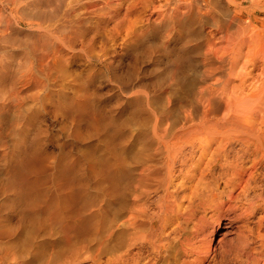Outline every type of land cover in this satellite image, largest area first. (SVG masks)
Returning <instances> with one entry per match:
<instances>
[{
  "label": "bare ground",
  "instance_id": "6f19581e",
  "mask_svg": "<svg viewBox=\"0 0 264 264\" xmlns=\"http://www.w3.org/2000/svg\"><path fill=\"white\" fill-rule=\"evenodd\" d=\"M85 259L264 264V0H0V264Z\"/></svg>",
  "mask_w": 264,
  "mask_h": 264
},
{
  "label": "rangeland",
  "instance_id": "374dc122",
  "mask_svg": "<svg viewBox=\"0 0 264 264\" xmlns=\"http://www.w3.org/2000/svg\"><path fill=\"white\" fill-rule=\"evenodd\" d=\"M216 240H217V238H216ZM88 261H90V260L85 259V261L84 262H81L80 264H89L90 262H88Z\"/></svg>",
  "mask_w": 264,
  "mask_h": 264
}]
</instances>
